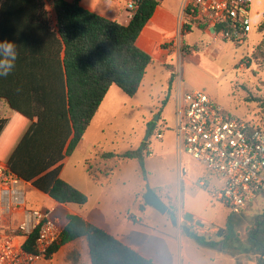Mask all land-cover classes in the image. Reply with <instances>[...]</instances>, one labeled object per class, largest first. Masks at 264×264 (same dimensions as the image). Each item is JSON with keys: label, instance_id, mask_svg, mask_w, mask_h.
I'll return each mask as SVG.
<instances>
[{"label": "trees", "instance_id": "16d2710c", "mask_svg": "<svg viewBox=\"0 0 264 264\" xmlns=\"http://www.w3.org/2000/svg\"><path fill=\"white\" fill-rule=\"evenodd\" d=\"M48 4L55 13V25ZM159 4L160 0H138L129 24L123 25L85 9L80 0H0V42H14L19 52L13 72L6 78L0 77V100L12 111L10 117L0 118V153L7 154L10 137L24 120H29L30 127L4 163L57 203L88 202L84 192L60 177L62 161L84 139L113 85L129 96L140 90L154 60L138 45V39ZM191 29L188 24L183 26V39ZM259 29H264V23ZM263 48L264 40L254 54L261 53ZM189 50L200 49L198 45H184L183 52L190 53ZM172 81L171 77L170 88ZM149 124L150 139L156 122ZM147 150L148 142H143L138 149L122 154L104 152L101 157L136 159L142 177L147 180ZM86 170L95 182L100 181L101 170L91 160L86 162ZM110 171L106 168L104 175L108 176ZM164 188L153 190L168 200L170 212L178 214L170 191ZM242 214L237 220L229 217L225 226L218 228L215 235L219 240L192 231L190 236L207 247L223 242L230 254L245 251L264 264V212L253 218L245 239H240L236 231ZM67 220L61 240L51 248L48 259L63 245L85 239L91 264H157L78 215L69 214ZM36 238L37 234H33L25 240L28 251H36Z\"/></svg>", "mask_w": 264, "mask_h": 264}, {"label": "rangeland", "instance_id": "374dc122", "mask_svg": "<svg viewBox=\"0 0 264 264\" xmlns=\"http://www.w3.org/2000/svg\"><path fill=\"white\" fill-rule=\"evenodd\" d=\"M122 4L118 21L124 25L133 13L128 9L127 1ZM47 7L52 13L51 6L48 4ZM251 9L249 36L245 42L235 44L193 31L188 41H195L200 50L184 53V42L179 36L170 40L172 43L167 42L164 47L174 55L173 60L161 63L157 55L154 56L143 87L135 96L127 95L114 85L79 151L64 163L61 178L88 196L86 204H73L74 208L107 229L121 230L122 237L135 250L162 264H259L258 258L251 253L230 254L224 249L223 242L215 247L200 245L195 237L184 233L182 226H188L185 222L179 221L180 225L174 226L168 214H161L144 201L148 185L152 188L165 187L178 207V216L183 204L184 221L196 217L207 226L215 227L225 226L229 217L234 220L239 218L223 203L213 200L205 188L197 183L188 184V181L197 179L196 174H187L184 181H180L174 132L175 91L178 87L176 73L181 70L183 89L205 91L233 115L264 126V48L261 53L254 54L264 40V29H259L264 23V0H253ZM171 77L175 81L173 90L167 88ZM0 110L1 118L10 114L4 102L0 103ZM153 121L156 124L149 139V123ZM161 131L164 134L162 139L158 137ZM143 142H148V150L144 154L147 180L141 175L138 160L101 157L104 152L122 154L138 149ZM84 157L91 159L98 169H112L111 176L103 178L102 184H95L86 171ZM0 160L6 162V152L0 153ZM188 161L184 157V162ZM164 201L168 204L167 199ZM27 203L28 208L39 209L53 204L30 183L27 186ZM263 212L264 194L242 214L243 220L236 229L240 239H245L253 218ZM67 214L66 208L56 206L54 216L61 227L67 222ZM136 218L138 220L134 221ZM17 223L14 222V225ZM217 230L205 237L219 240L215 235ZM179 233L182 237H178ZM82 251L80 247L77 254L72 252L66 257L59 253L36 264H88Z\"/></svg>", "mask_w": 264, "mask_h": 264}, {"label": "built area", "instance_id": "2783aa9c", "mask_svg": "<svg viewBox=\"0 0 264 264\" xmlns=\"http://www.w3.org/2000/svg\"><path fill=\"white\" fill-rule=\"evenodd\" d=\"M127 1L128 9L135 10L138 0ZM252 2L183 0L179 38L188 24L213 31L215 39L241 44L249 36ZM176 76L179 89L174 132L180 181L187 174H196L191 185L199 184L213 200L240 215L264 194V129L233 115L205 91L183 89L181 70ZM158 137L164 138L162 131ZM28 185L0 161V264H36L48 259L51 248L61 240L63 229L54 207L28 208ZM179 221H184L182 209ZM188 226L198 236L216 231L196 218H191ZM33 234H37L35 252L24 247Z\"/></svg>", "mask_w": 264, "mask_h": 264}, {"label": "crops", "instance_id": "0c3cea01", "mask_svg": "<svg viewBox=\"0 0 264 264\" xmlns=\"http://www.w3.org/2000/svg\"><path fill=\"white\" fill-rule=\"evenodd\" d=\"M68 1H74V0H68ZM123 1L124 0H80V4L82 5V7H84L85 9H87V10H89L91 12L99 14V15H101L103 17L108 18V19L118 21L119 20V16L121 15ZM125 1H127V0H125ZM182 3H183V0H160V4L158 5L153 17L150 19V21L144 27V29H143V31H142L139 39H138V45L144 51L149 53L153 57V60H154V56H156V55H157L156 57L159 59V61L161 63L164 60H167V61L168 60H173V56L174 55L170 54L169 51L164 47V45L167 42H169L170 40L177 38L179 36V34H180V31L182 29V23H183V20H184V17H183V14H182ZM50 14H51L52 23H53V25H55L56 24V16H55L54 11H52V13H50ZM132 15L129 17V20L124 25H128L129 24ZM193 31L202 32L203 36H208L209 38L211 37V35H213V34H210L209 29H207V28H205L203 26H197V25L193 26L191 31L186 33V35L184 36V39L181 37V39L184 42V45L190 46V47L196 46L195 41H193V43L188 41V36L191 33H193ZM180 58H181V56H180ZM182 58H183V55H182ZM148 69H147V71H148ZM146 76H147V74H146ZM145 78H144V80L142 82L141 87H143V84L145 82ZM174 84H175V81H172L171 88H170V80H169V85H168L167 88L173 90V87H175ZM113 87H114V85L108 91L104 101L106 100L109 92H111V89H113ZM141 87H140V89H141ZM178 89H179V84H178V87H177L175 93H177ZM2 102L7 104L5 101L0 100V103H2ZM8 107H9V105H8ZM9 109H10V107H9ZM98 112H99V110H98ZM98 112H97V114H98ZM0 113H1V110H0ZM97 114H96V116H97ZM11 115H12V111L10 109V114L8 116H6V117H3V118L10 117ZM95 117H94V119H95ZM93 120H92V122H93ZM91 126H92V123L90 124L89 128ZM29 127H30V121L29 120H24L22 122L21 126L18 128V131L15 132L10 137L9 140H11V141H10V144L8 146L7 159L10 156V154L12 153V151L16 148V146L18 145L19 141L23 138L24 134L26 133V131L28 130ZM89 128H88L87 132L89 131ZM87 132H86V134H87ZM83 142H84V139L80 142V144L78 145V147L76 148L74 153L71 156L66 157L62 161V169H63L64 163L66 161H69V159H71L74 155L77 154V152L79 151V148L81 147ZM176 154H177V150H176ZM150 155H151V153H150ZM177 157H178V155H177ZM115 158L120 159L119 157H115ZM115 158H111V159H108V160H112V159H115ZM88 160H91V159H89L87 157H84L85 167H86V162ZM125 160H128V159H125ZM107 163H106L105 167H107V165H108ZM62 169H61V172H62ZM105 169H100L101 171H100V181L99 182H95L92 179V177L90 176V174L88 172L87 173L89 174V176L91 177V179L93 180V182L95 184L100 185V184L103 183V178H109L111 176V174H112V171H110L109 175L105 176L104 175ZM60 177H61V173H60ZM195 180H193V181H195ZM188 184H191V182L188 181ZM31 186L33 188H35L32 184H31ZM43 195L45 197H47L48 199H51L48 195H45L44 193H43ZM261 197L262 196H260L259 198H261ZM51 201L53 202V204L50 205V206L54 207L55 210H56V206L61 205L64 208H66V210L68 212L67 216L69 214L78 215V216L84 218L86 221H88V222H90V223H92V224H94V225L106 230L107 232L111 233L116 238H118L120 241H122L124 244L132 247L133 249L135 248L129 241H127L126 239H124V237H122L123 235H121V232H122L121 230L118 229L117 231H112L111 229H107L106 227L101 225L100 222L95 221V220L83 215V213H80L79 210L74 208L73 204H69V205L59 204L56 201H54L53 199H51ZM181 209H183V204H181ZM244 213H245V211H244ZM193 218H196V217H193ZM196 219H198V218H196ZM137 220L138 219L136 218V220H134V221H137ZM67 222H68V220H67ZM67 222L62 227V229H64V227L66 226ZM183 222H185L188 225V221H183ZM219 227H224V226H216L215 225V227H213V229L217 230ZM179 236L182 237L180 235V233H179L178 237ZM80 247L83 248L82 252L85 254L88 264H91L90 255H89V248H88L87 241L85 239H79V240H76V241H73V242H70V243H67V244L63 245L59 249V251L57 253H55L54 255H58L59 253L60 254L63 253L64 255H66V257H68V255L70 253H72V252H75L77 254L79 249H80ZM136 251H137V249H136ZM139 253H140V251H139ZM140 254L147 258V255H144L143 253H140ZM149 259H152L157 264H162L160 261H157V260H155L153 258H149Z\"/></svg>", "mask_w": 264, "mask_h": 264}, {"label": "clouds", "instance_id": "9594fccd", "mask_svg": "<svg viewBox=\"0 0 264 264\" xmlns=\"http://www.w3.org/2000/svg\"><path fill=\"white\" fill-rule=\"evenodd\" d=\"M18 45L11 41L0 42V77H8L16 67Z\"/></svg>", "mask_w": 264, "mask_h": 264}, {"label": "water", "instance_id": "95a60500", "mask_svg": "<svg viewBox=\"0 0 264 264\" xmlns=\"http://www.w3.org/2000/svg\"><path fill=\"white\" fill-rule=\"evenodd\" d=\"M159 117H157V120ZM156 121V120H155ZM150 132H148V137ZM144 201L147 205L154 207L163 215H169L174 226H179V216L178 214L169 211V205L160 198L153 190V188L148 185L146 193L144 194ZM183 231L190 236L191 230L188 226H182Z\"/></svg>", "mask_w": 264, "mask_h": 264}]
</instances>
